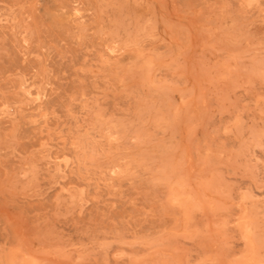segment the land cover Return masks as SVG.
Here are the masks:
<instances>
[{"label": "rangeland", "instance_id": "obj_1", "mask_svg": "<svg viewBox=\"0 0 264 264\" xmlns=\"http://www.w3.org/2000/svg\"><path fill=\"white\" fill-rule=\"evenodd\" d=\"M0 264H264V0H0Z\"/></svg>", "mask_w": 264, "mask_h": 264}]
</instances>
